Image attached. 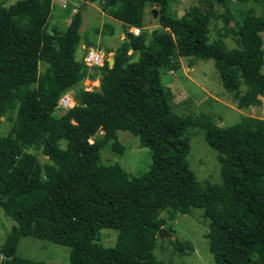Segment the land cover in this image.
<instances>
[{"label":"trees","instance_id":"trees-1","mask_svg":"<svg viewBox=\"0 0 264 264\" xmlns=\"http://www.w3.org/2000/svg\"><path fill=\"white\" fill-rule=\"evenodd\" d=\"M225 1L197 0L177 17L169 11L170 0H82L102 2L125 35L113 49L112 64L108 59L93 71L74 57L81 40L79 11L64 30L47 31L52 0L0 3V117L16 114L12 132L0 135V208L14 221L1 246L4 264H45L16 254L22 236L68 247L69 264H137V249L123 234L115 246H103L98 230L158 231L166 222L162 212L172 219L194 208L209 220L205 237L214 264H264V118L242 116L224 126L205 114L176 115L161 81V69H176L179 57L210 58L239 108L262 104L264 15L249 13L238 24L243 49L236 53L209 40L215 5ZM149 4L157 9L158 26L147 36ZM133 26L137 35L129 31ZM40 63H47L41 73ZM86 77L98 86H77ZM69 88L76 103L56 117L53 111ZM188 128L202 129L217 151L218 183L196 179L188 161ZM118 130L150 149L146 172L130 175L101 159L108 142L121 150ZM35 141L44 161L23 148ZM174 246L180 252L191 248L176 240Z\"/></svg>","mask_w":264,"mask_h":264},{"label":"rangeland","instance_id":"rangeland-1","mask_svg":"<svg viewBox=\"0 0 264 264\" xmlns=\"http://www.w3.org/2000/svg\"><path fill=\"white\" fill-rule=\"evenodd\" d=\"M15 1L17 0H0V3L9 5ZM59 1L61 0L52 2L53 6L46 22L47 31L54 28L64 30L72 14L79 11L82 16L79 27L81 40L74 51L75 59L82 62L90 46L102 48L106 52V58L111 59L113 49L120 44V36L124 34L123 24L111 17L108 11L102 10V2L83 4L82 0H67V5L63 8ZM193 3L198 2L197 0H170L169 11L180 17L190 9ZM215 8L218 16L210 21L209 40H219L224 47L235 50L236 53L242 51L243 48L237 37L238 24L249 13L264 15V0H226L224 5L216 3ZM144 17L143 30L148 36L149 32L158 26L156 7L152 4L147 5ZM260 35L264 49V31ZM46 64L40 63V73L46 70ZM88 68L93 71L95 66H88ZM261 72L264 73V63ZM161 81L170 94L171 109L176 115L205 114L218 125L224 126L236 123L242 116L264 118V96H260L262 100L260 106L239 108L234 92H229L222 86L213 59L179 57L176 69L167 67L161 69ZM78 85L86 90L97 86L95 79L88 77L78 81ZM68 92L75 104V89L69 88ZM67 109L57 106L53 115L58 117ZM15 123V112L1 116L0 135L12 132ZM102 133L103 131L99 130L90 137L89 141L92 142L95 135L100 136ZM116 134L122 146L121 150L113 151L111 142H108L101 148V159L105 163H118L130 175L146 172L152 161L150 149L140 146L139 138L127 130H118ZM186 135L190 144L188 161L196 179L201 184L218 183L220 162L217 151L207 144L202 129L188 128ZM23 148L35 154L41 161L46 159L37 141L23 144ZM255 152L261 153V151ZM161 215L166 222L160 228L169 232L171 236L160 238L158 231L152 228L143 231L128 228L121 233L119 230L102 227L98 230V242L103 246H115L119 236L123 234L124 240L137 249L135 251L137 264H214L205 237L209 220L202 216L201 209L194 208L191 214H176L172 219L167 212H162ZM13 224L14 221L0 208V252ZM175 240L180 243L189 242L191 248L184 247L180 252L174 246ZM16 254L31 260L43 261L45 264H69L68 247L31 236L20 238Z\"/></svg>","mask_w":264,"mask_h":264},{"label":"built area","instance_id":"built-area-1","mask_svg":"<svg viewBox=\"0 0 264 264\" xmlns=\"http://www.w3.org/2000/svg\"><path fill=\"white\" fill-rule=\"evenodd\" d=\"M66 1L63 0L61 2V6L64 8L66 7ZM129 31H131L133 34L137 35L139 33V28L138 27H130ZM109 58H106V52L97 46L92 47L90 46L84 57H83V62L87 66H102L103 63L108 60ZM74 105V100L71 97L70 93L68 90H66L59 98L57 106L62 107V108H70ZM5 256L0 252V264H4Z\"/></svg>","mask_w":264,"mask_h":264},{"label":"water","instance_id":"water-1","mask_svg":"<svg viewBox=\"0 0 264 264\" xmlns=\"http://www.w3.org/2000/svg\"><path fill=\"white\" fill-rule=\"evenodd\" d=\"M113 60L112 59H109V64H112ZM158 235L160 238H163V236H171V234L169 232H166L165 230L163 229H159L158 230Z\"/></svg>","mask_w":264,"mask_h":264},{"label":"crops","instance_id":"crops-1","mask_svg":"<svg viewBox=\"0 0 264 264\" xmlns=\"http://www.w3.org/2000/svg\"><path fill=\"white\" fill-rule=\"evenodd\" d=\"M52 2L54 3V0H53ZM59 2L61 3L62 0L59 1ZM124 37H125V35L122 33L121 36H120L121 40H122ZM95 84H96L97 86H98V84H99V81H98L97 79H95ZM97 86H95V87H97Z\"/></svg>","mask_w":264,"mask_h":264}]
</instances>
